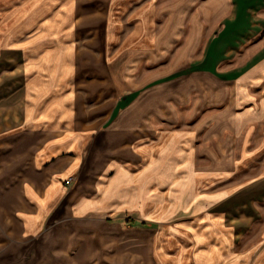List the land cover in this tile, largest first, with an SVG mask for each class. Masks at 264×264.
<instances>
[{
    "label": "crops",
    "instance_id": "crops-1",
    "mask_svg": "<svg viewBox=\"0 0 264 264\" xmlns=\"http://www.w3.org/2000/svg\"><path fill=\"white\" fill-rule=\"evenodd\" d=\"M236 1L1 0L0 264L106 263L122 233L152 247L137 223L181 233L184 210L264 200V50L214 73L256 34Z\"/></svg>",
    "mask_w": 264,
    "mask_h": 264
},
{
    "label": "rangeland",
    "instance_id": "rangeland-1",
    "mask_svg": "<svg viewBox=\"0 0 264 264\" xmlns=\"http://www.w3.org/2000/svg\"><path fill=\"white\" fill-rule=\"evenodd\" d=\"M236 3V7L240 9L241 16H245V19L249 20L252 29L256 30V34L244 44L242 43V46L240 45L236 52L228 56L221 54L218 57L220 62H217L219 64L214 70L215 74L218 72L224 74L223 70L228 66L240 69L256 59L258 54L264 50V0H237ZM47 6L49 7V3ZM1 8L0 0V22L2 21ZM224 43L228 45L229 42L227 40ZM226 50L228 49L223 48L221 52ZM201 63L203 65L210 64V57L204 54ZM192 73L194 72L188 71L185 74V77L191 83L193 80H200L199 76H194ZM209 73L212 74L210 71ZM202 79L206 82L210 78L204 73ZM248 184L249 181L238 185L236 188L244 187ZM221 186L222 184H218L215 185V188H221ZM207 190L208 187H205L204 192H208ZM254 193L257 195L258 188L254 190ZM216 204H219V206L216 207ZM224 211L226 215H223ZM232 211H235L234 215ZM107 220L111 222V220ZM170 220L173 223L179 220H184L188 223L192 222L189 224L190 226L184 227L186 231L183 230L181 233L175 232L172 234L165 232V235L161 230L159 231L161 225L157 226L158 223L153 225L152 223H137L134 228H154L155 242L152 247L147 249L142 247V245L134 247L132 241L134 240L133 236L135 237L136 234L122 233L121 246L113 248L110 256H108L110 249H107V256L108 258L110 257V261L106 263L105 261L103 263L97 262L98 248L96 247L81 248L79 254L73 252L71 255L62 253V249H60L58 253L56 252L55 261L51 263L49 262L50 252L48 249L45 251L47 257L42 256V262L35 264H131V257L137 258L139 264H151L153 260L154 264H158L159 259L156 251L162 250L158 248L160 245L166 246L167 254L163 255L162 253V257L167 259L168 264H191V262L193 264H202L201 261L207 258L206 255H210V260L204 261L203 264H225L228 259L229 261L233 260L230 264H264V200L258 198L252 200L249 195L237 194L230 202H226L225 198H222L216 203L204 205L202 211L190 208V210H184L180 215L172 216ZM129 228H133V226L123 225L124 231ZM220 236V239L226 240L223 241L222 245H225L221 249V255L217 254L218 251L215 249V245L222 242L217 238ZM158 239L161 241L159 242ZM203 250L207 254L205 256L202 255V260L201 254ZM95 252L96 256H91ZM197 253H200V256H197ZM40 257L38 255L36 258L39 259ZM92 259L96 261L92 262ZM88 260H91V262H87Z\"/></svg>",
    "mask_w": 264,
    "mask_h": 264
}]
</instances>
